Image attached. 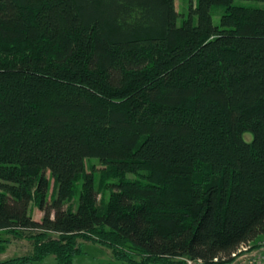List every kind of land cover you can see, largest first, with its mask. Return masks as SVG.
Returning <instances> with one entry per match:
<instances>
[{
  "label": "trees",
  "instance_id": "1",
  "mask_svg": "<svg viewBox=\"0 0 264 264\" xmlns=\"http://www.w3.org/2000/svg\"><path fill=\"white\" fill-rule=\"evenodd\" d=\"M235 1L180 24L175 0H0V255L33 244L0 264H73L80 239L211 264L264 238V9Z\"/></svg>",
  "mask_w": 264,
  "mask_h": 264
},
{
  "label": "rangeland",
  "instance_id": "2",
  "mask_svg": "<svg viewBox=\"0 0 264 264\" xmlns=\"http://www.w3.org/2000/svg\"><path fill=\"white\" fill-rule=\"evenodd\" d=\"M198 5V0H175L176 10L180 13L181 18L179 23L181 24L183 19H186L190 14L191 7H196ZM236 6H243L248 8H260L264 9V2L258 1H247V0H236L234 2ZM223 8L220 6H215L212 10L213 23L218 26L220 24V19L223 13ZM195 22H197V17H195ZM95 165L96 170L100 172L104 167L96 159H90L87 161V169L90 170V166ZM97 172V174H98ZM50 177V174H48ZM51 191L50 195L53 194L55 188L54 179L50 177ZM81 191V183L78 185V192ZM79 195V194H78ZM75 206V204H74ZM31 214L33 218L40 221L44 213L39 209V207L33 203L31 205ZM10 240L6 244V252L0 255V260H6L16 256H28L33 250V244L27 239H14L11 236L6 237ZM79 242L83 243L82 250L83 253L76 256L73 264H110L115 263L112 258V252L110 249L103 246L83 242L81 239ZM38 264H58L54 258H48L47 260L40 262Z\"/></svg>",
  "mask_w": 264,
  "mask_h": 264
},
{
  "label": "built area",
  "instance_id": "3",
  "mask_svg": "<svg viewBox=\"0 0 264 264\" xmlns=\"http://www.w3.org/2000/svg\"><path fill=\"white\" fill-rule=\"evenodd\" d=\"M184 264H206L201 259L183 258ZM264 264V238L256 243L242 244L229 257L215 258L211 264Z\"/></svg>",
  "mask_w": 264,
  "mask_h": 264
},
{
  "label": "bare ground",
  "instance_id": "4",
  "mask_svg": "<svg viewBox=\"0 0 264 264\" xmlns=\"http://www.w3.org/2000/svg\"><path fill=\"white\" fill-rule=\"evenodd\" d=\"M220 264H222V263H220Z\"/></svg>",
  "mask_w": 264,
  "mask_h": 264
}]
</instances>
